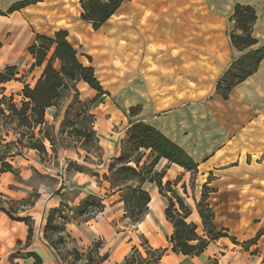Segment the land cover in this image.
I'll use <instances>...</instances> for the list:
<instances>
[{"label":"crops","instance_id":"0c3cea01","mask_svg":"<svg viewBox=\"0 0 264 264\" xmlns=\"http://www.w3.org/2000/svg\"><path fill=\"white\" fill-rule=\"evenodd\" d=\"M20 1L24 0H0V12L4 13L0 14V42H4L0 46V71L8 65H14L18 71L17 78L23 77L17 62H2V58H7L8 54L11 58L13 53L16 59L14 47L17 48L18 43L28 40L24 54L27 55V62L32 70L35 60L29 47L35 42L36 35L52 37L56 31L68 29L65 24H61L64 21L62 19L67 17L62 10L63 0H41L8 13L11 6ZM126 3L130 2H124L119 9L126 6L125 10L128 11L130 6ZM236 4L252 5L257 12L252 30L257 42L243 51L236 49L230 39V33L235 29L231 16ZM138 6L140 5H136V10ZM142 7H151V16L144 13L139 20L145 22V26H141L142 31L149 29L146 31L149 32L147 35H141L142 45L166 49L170 44H178L183 48L185 60L200 59L194 68L188 64L182 68L184 74L196 82L195 86H200L199 89H194L192 81L189 85L185 84L187 87H184L185 94L182 97L189 98L187 101L173 104L168 100L170 95L162 98L156 95L153 85L157 73L150 71L148 66H137L130 72L122 69V65H127V60L124 59L127 56L123 55L122 48L119 50L120 66L117 69L113 65L115 55L111 50L112 42L99 36L100 29L95 31L92 27L93 32L87 34L86 42L78 43L79 48L69 41L77 51L84 45L88 46L89 51H78V55L82 63L94 68L95 75L106 92L99 98L112 96V91L120 90L123 85L127 89H135L136 100L125 102V99H121L123 105L119 103L124 106L122 114L125 115L128 111L130 124L140 121L149 124L185 150L199 163V167L207 164L211 165L209 169H220L219 177L206 183L207 187L214 186L213 191L206 194V202L214 212L213 223L217 232L224 235L212 240L198 256L173 252L168 238L173 234L174 227L165 215L171 192L166 191V195H162L155 183H145L143 188L150 193L151 202L143 220L134 224L125 217L123 191L112 188L103 178L101 170L76 162L79 160L80 148L77 150L58 145L53 152L49 144L48 154L44 158L34 149L15 148L6 159L13 171L0 173V193L15 201L30 199V204L22 205L17 213H13L14 218L2 209H8L5 207L7 203L0 207V264H68L44 237L47 217L51 210L59 208L63 203L76 208L90 196L101 198L104 209L89 219L73 218V211H70L68 216L71 218L66 222V232L63 235L66 238V248L70 250L75 248L85 252L95 242H100L99 255L108 254L109 258L99 264H126L133 246L146 256L142 239L154 249H167L158 264H207L215 259L218 264H264V161L255 164L240 162L237 165L227 162L242 154V149L246 147L244 137L251 138L255 133L263 132L264 60L252 75L231 89L227 98L218 93L215 87L219 78L236 59L264 45V0H152ZM28 10L42 16L44 13L39 24L45 22L41 30L47 28L46 31H33L31 21L25 18ZM56 10L65 16L58 15ZM208 17L212 22L216 21L215 24L223 33V46H216L217 37L213 38L214 27L208 26ZM193 27L197 33L194 38ZM193 45L197 48L195 51ZM104 49L107 55L101 63L91 51ZM169 56L172 57L170 53ZM173 56L176 57L175 54ZM84 57L87 61L83 60ZM201 59L208 60V63L205 64ZM35 68L40 70L39 78L43 68ZM102 73L104 78L101 77ZM195 75L196 78L193 79ZM18 82L19 80L8 82V90L21 92L24 84L17 85ZM169 83H166L169 88L174 86ZM80 84L94 91V97L97 96V92L87 83L79 81L77 85ZM202 89H211V92L204 98L190 99L193 90L196 92ZM134 106H140V110L131 116L130 108ZM114 109L111 106L109 112L115 116L121 115V111ZM45 118L47 124L59 129L64 112L59 105L53 106L47 109ZM102 123L104 122L100 126L101 135L98 130L96 132L98 142L103 151L112 157L114 151L115 155L118 154V141L113 137L110 126ZM258 127L259 131L256 130ZM104 134H109L111 140H104ZM123 135H127V131ZM123 138L121 136L120 140ZM74 164L82 169H73ZM154 171L164 173L163 183L173 182L172 188L181 197L179 190H183V200L191 210L188 220L194 222L198 231L203 233V222L197 208L202 191L192 196L187 194V174L190 172L164 158L159 160ZM180 176H183L181 180ZM19 218L29 220L27 222Z\"/></svg>","mask_w":264,"mask_h":264},{"label":"trees","instance_id":"16d2710c","mask_svg":"<svg viewBox=\"0 0 264 264\" xmlns=\"http://www.w3.org/2000/svg\"><path fill=\"white\" fill-rule=\"evenodd\" d=\"M41 0H24L17 2L11 6L8 13L19 11L31 4H36ZM129 0H80L81 19L92 24L95 31L99 30L121 7V5ZM0 14H4L0 12ZM257 19V12L252 5L236 4L233 9L231 20L235 23V29L230 33L232 45L238 50H245L256 44L253 36V25ZM67 30L60 29L54 33L52 37L37 34L35 42L29 47V52L33 56L35 62L32 67H42V74L37 79L34 86L28 83L24 84L19 95L23 97L21 107L14 103V94L6 96L5 84L12 80H18L17 67L8 65L0 71V114L14 115L19 120L20 125L30 129L29 142L23 144L22 138L14 145V148H30L36 150L39 155L44 158L47 152V144L49 142L53 152L56 151L53 140L45 127L54 126L47 124L46 111L48 108L58 106V101L64 90L69 86L76 85L79 81H84L92 89L97 92V96L92 100L95 101L106 92L92 66L85 65L79 58L78 51L68 39ZM90 60V57H88ZM264 60V45L257 49L248 51L244 55L236 59L223 78L217 83V92L224 98H227L231 89L238 83L244 81L252 75L259 67L260 62ZM59 63V67L56 64ZM241 71L233 74V71ZM228 81L223 86L224 81ZM5 105L6 108H3ZM140 110V106L130 108L131 116H134ZM39 127L36 136L34 130ZM80 131V130H79ZM25 132L22 134L24 135ZM94 133H87L85 137H92ZM80 135H83L80 133ZM96 136V133H95ZM127 139L130 144L135 146L140 156L136 159L128 158L125 152H122L117 158L121 163V172L125 179L132 180L133 183L128 186L129 196H123L125 202L126 214L134 224L143 220L148 205L151 202L150 193L143 188L147 182L155 183L159 192L166 195V191L171 192L168 198L169 204L165 209V215L174 227L173 234L168 238L170 249L176 253L185 255L198 256L209 245L212 240L219 239L224 234L217 232L214 221V212L207 204L206 194L213 191L205 184L202 196L197 204L198 212L203 222V233L198 232V227L194 222L188 220L191 210L185 204L181 197L173 188V182L167 181L163 183L164 173L155 172L154 168L160 159L164 158L169 163L177 164L183 167L187 172H194L198 169L199 163L195 161L185 150L174 143L171 139L161 133L153 126L144 122H136L131 124L127 130ZM97 140V139H96ZM14 142H8L7 147L13 145ZM151 156L152 161L149 166L143 168L140 166V160L146 155ZM14 152V151H12ZM12 153L0 157L2 172H12L13 167L6 161ZM135 162L136 166L130 163ZM115 164H111L112 171ZM109 182V181H108ZM114 188L113 186H111ZM123 191V189H120ZM0 197L8 199L4 194L0 193ZM13 202V200H11ZM22 205H29V200H22ZM17 201V202H22ZM178 205V207H177ZM104 203L101 198L90 196L83 201L78 207L70 208L67 203H63L59 208L51 210L47 217V223L44 229V237L55 248L60 258L68 264H99L109 258L108 254L99 255L98 249L100 242H95L85 252L78 249H67L66 238L63 235L66 232V222L71 218L89 219L96 213L104 209ZM10 217L14 218L13 213H17L13 207L8 209L2 208ZM73 211L71 217L69 212ZM93 214V215H92ZM59 218V219H58ZM28 222V218H19ZM30 230L31 227H30ZM146 256H144L136 246H133L131 254L126 259V264H158L167 249L152 248L145 239H142ZM218 264L215 259L211 263Z\"/></svg>","mask_w":264,"mask_h":264},{"label":"rangeland","instance_id":"374dc122","mask_svg":"<svg viewBox=\"0 0 264 264\" xmlns=\"http://www.w3.org/2000/svg\"><path fill=\"white\" fill-rule=\"evenodd\" d=\"M79 1L80 0H63L62 2V4L64 5L62 7V10L63 12H65V15L68 17V19L67 17L65 18L67 19L66 22L65 19H62V21H64L61 22V24H65V27L67 26V30L69 33L68 39L73 44H76V48H79V42H86L87 34L89 32H93L91 24L81 19V9ZM151 1L152 0H129L130 3H126V5L130 6L129 10H125L126 6H124L122 9H119L111 17V19L100 28V31H98L99 36H101L104 40H111V50L112 53L115 55L113 65L117 69L120 66L119 50L120 48H122L123 55L127 56L125 58L122 56V58L127 60V65H122V69L130 72L133 71L137 66H139L140 68L148 66L150 71L157 73V77L154 78L155 81L153 85V87L155 88V94L160 96L161 98L170 95L168 100L173 104H178L180 102L189 100V98L182 97L183 94H185V92H183L185 91L184 87H187L185 84L189 85L190 81H192L191 86L194 89L200 88V86H195L196 82L194 80H191V78L189 79V76L185 75L182 69L185 64L192 65V68H194V66L199 63L200 59L192 58L191 60H185L183 56V48L179 47L178 44H170V47L166 49L162 47L159 48L153 45H150L148 48L147 46L142 45L141 35L142 33H145V35H147L149 32L147 33L146 31H149V29H143L144 31H142L141 26H145V22L142 23L139 20L141 19L144 13H147L149 17L151 16V7H142L144 3H151ZM153 1L157 2L158 0ZM137 4L140 5L137 9L138 12L136 10ZM55 12L58 13V15H62L60 14L59 10H56ZM192 14L194 15L195 13ZM41 17H44V13L42 16L38 13L33 14L30 10L27 11V15L25 16V18L31 21V27L33 31L37 30L43 32L47 30V28L46 30H41V28L44 27L43 24H46L45 22H43V24H39V21H42ZM176 17L179 18L178 15H176ZM212 21L213 20L208 17V26L214 27L213 38H215V36L217 37V39L215 38V44L218 47L223 46V33L215 24L216 21ZM194 22L195 21L193 16V23ZM195 35H197V33L194 32L193 27V38ZM3 43L4 42H0V46H2ZM27 43L28 40H25L24 42L18 43L19 46L17 48L14 47L15 54L17 57L16 59L13 57V53L11 54L12 59L8 57L9 54L8 56H6L5 53L7 52L5 51L4 56H6L7 58H2L1 60L2 62H17L19 70L23 72V77L18 78L19 82L17 83V85L29 83L30 85L34 86L36 83V79L40 74V70L37 68H32V70L30 69L31 65L29 62H27V55L24 54ZM92 48H94V46ZM196 49L197 48H195V46L193 45V51H195ZM86 50L89 51V48L86 45L78 49L80 53ZM91 52L92 54H95L94 56L97 57V59L101 63H103V57L107 55V51L105 49L98 50L96 52L93 50ZM169 53L172 57L169 56ZM174 54L176 55V57L173 56ZM83 60L87 61V58L84 57ZM201 60H203L205 64L208 63V60ZM56 66L59 67V63H57ZM227 70L223 73L219 80L223 78ZM240 72L236 70L233 71V74H237ZM101 77L104 78L103 73L101 74ZM207 77L209 78L210 75L208 74ZM192 78H196V75ZM166 83H169L170 85L173 83L172 85L174 86L169 88ZM217 83L215 87H217ZM227 83L228 81L225 80L223 86H226ZM4 86L6 88V92L4 94L6 96H10L11 93L14 94V103L18 107H21L23 97L19 95L20 92H11L8 90L7 84H5ZM168 92H170V94ZM210 92L211 89L196 90V92L193 90L192 94L190 95V99L204 98ZM136 93L137 91L135 89H127L126 85H123V88H121L120 90L117 89L112 91V96L107 95L93 101L92 99L94 98V91L90 90L88 87L85 88L81 84L69 86L66 90L63 91L61 98L58 101V105L64 112V119L62 121L61 126L59 127V129L55 127L54 129H52L51 127H45V130H47L53 140V145L55 146V148H57L58 145L75 148L77 150L78 148H80V161L76 160V162L94 170H101L103 178L109 181L111 186H113L115 189L124 190V197L130 195L128 186L131 185L133 181L124 178L125 176L120 171L122 165L120 162L117 161V158L120 156V154H122V152H125L128 158L136 159L140 156V153L135 149V146L128 142L127 135H123L124 132L129 129L131 124L128 111L126 112L127 114H122L124 106H121L120 104L123 105V101L121 99H125V102H132L136 100ZM1 97L2 96L0 95V98ZM178 97H180L181 99H179ZM111 106H113V109L116 108L117 111L119 110L118 112L121 111V115H119L120 117L115 116V114L109 112V108ZM2 107L6 108L5 105H2ZM101 122H104L102 124H107V126H110L109 128L114 134L113 137H115L117 139L116 141H118V154L115 155L114 151V156L112 157H109L103 151L101 145L98 142L97 134L95 136L97 130L101 135ZM106 128L108 127H105V129ZM256 130L259 131L260 128L258 127ZM261 130H263L262 133H255V135H253L251 138L244 137L246 147L242 149V154H240V156H235L234 159H229V161L227 160V162H229L228 164L237 165L240 162L242 164H255L257 162L264 161V123H261ZM30 131V129L20 125L19 120L16 116L8 115V111H6V115L0 114V157L8 155L9 153H12V151H15V143L19 141L20 138H22L23 144L27 145L29 142ZM38 131L39 127L34 130L37 137H39L37 135ZM24 132L25 134L22 135ZM80 133L83 135H80ZM87 133L94 134L92 137L87 138L84 136ZM106 134H104L103 136L104 140L110 141L111 139L108 137L109 134L108 136ZM121 136H124L122 140H120ZM8 142L14 143L12 146L7 147L6 144H8ZM46 144L47 146H49V142H46ZM147 154L148 152L146 151V155L140 160L139 165L143 168L148 167L150 162L152 161L151 156L147 157ZM111 164H115V167L112 171L110 170ZM130 165L135 167L136 163L132 162L130 163ZM210 166L207 164L201 165L200 167L198 166V169L196 171L187 174V194L189 196L199 194L200 190L205 192V184L219 177L220 169L218 167H215L214 169H209ZM72 168L75 170L82 169L81 166H77L75 164L72 165ZM179 178L181 180L183 176H180ZM208 188L213 190L214 186L212 185ZM179 191L182 197L185 198V195H183L182 193L183 190L181 189ZM4 203H7V205L5 206L7 208L13 207L14 210H19L22 207V203H24V201L17 202L13 200L12 202L11 199L0 197V207L4 206ZM199 233L202 234L201 232Z\"/></svg>","mask_w":264,"mask_h":264}]
</instances>
